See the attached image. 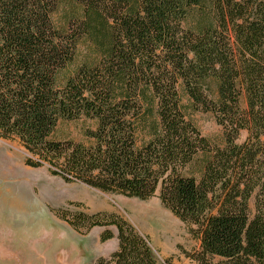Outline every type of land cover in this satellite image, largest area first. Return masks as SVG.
Listing matches in <instances>:
<instances>
[{
    "label": "trees",
    "instance_id": "1",
    "mask_svg": "<svg viewBox=\"0 0 264 264\" xmlns=\"http://www.w3.org/2000/svg\"><path fill=\"white\" fill-rule=\"evenodd\" d=\"M76 1L82 18L61 30L59 0H0V140L66 184L140 202L158 191L199 242L193 264H264V0ZM83 39L97 60L61 78ZM189 112L213 115L222 146ZM80 120L81 142L52 139ZM54 213L81 235L103 228L100 243L115 228L94 264H156L122 218Z\"/></svg>",
    "mask_w": 264,
    "mask_h": 264
},
{
    "label": "rangeland",
    "instance_id": "2",
    "mask_svg": "<svg viewBox=\"0 0 264 264\" xmlns=\"http://www.w3.org/2000/svg\"><path fill=\"white\" fill-rule=\"evenodd\" d=\"M58 4L53 20L59 29L66 30L70 21L82 18V8L76 0H59ZM96 60L97 56L90 44L85 39L81 40L73 62L64 70L61 78L72 74L82 63L92 64ZM241 107L242 109L245 107L243 101ZM189 120L211 145L222 146V131L216 125L212 114L189 112ZM90 127L92 124L83 120L60 122L52 139L81 142L83 130ZM245 138L246 133L241 132L237 143L241 144ZM26 156L27 154L18 143L0 141V207L21 201L27 205L30 212L28 217L31 220L38 221L40 216L48 213L62 224L66 223L60 220L54 211L62 210L70 214L88 215L98 212L112 214L125 220L148 240L156 264H193L190 255L199 251V242L191 235L190 226L181 223L162 207L158 200V191L153 198L140 202L104 194L80 183L66 184L60 178L51 176L45 166L37 169L25 166L23 162ZM249 208L253 211V199L250 200ZM68 227L64 228L60 225L57 226V232H47L51 240L55 238L54 241L60 240L61 243L69 240L71 243L65 248L56 247L58 252L53 254L60 264L69 263L75 259L77 256L75 247L84 253L90 264L91 261L94 264L101 257L109 259L111 253L117 249L116 230L113 227L108 230L113 233L115 239L105 243L99 242V235L104 231L103 228L96 227L81 235ZM11 240L17 243L13 237ZM0 245V264H7V261L2 258L4 256L2 253L7 247L4 246L3 240ZM5 256L10 255L5 254ZM37 256L39 257V252H36ZM13 259L10 257L14 264H21L24 255H16ZM217 261L216 259L213 263Z\"/></svg>",
    "mask_w": 264,
    "mask_h": 264
},
{
    "label": "crops",
    "instance_id": "3",
    "mask_svg": "<svg viewBox=\"0 0 264 264\" xmlns=\"http://www.w3.org/2000/svg\"><path fill=\"white\" fill-rule=\"evenodd\" d=\"M29 213L27 205L21 201H15V203L8 206L0 207V243L3 240L4 246L7 247L5 252L2 253L4 255L2 258L7 261V264H14L13 258L16 255H24L21 264L24 261L25 264L26 262L27 264H60L53 254L58 252L56 247L65 248L71 243L69 240L65 243H61L60 240L54 241L55 238L51 240L47 232L53 231L55 233L57 232V226L61 225L64 228L68 226L60 223L48 213L40 216L38 221H33L28 217ZM63 230L65 231V229ZM12 237L17 240L16 244L11 240ZM76 249L75 247L74 250L77 255L75 259L72 262L62 264H90L84 253L80 249ZM36 252H39V257H36ZM5 254L10 256H5ZM10 257L13 259L12 261Z\"/></svg>",
    "mask_w": 264,
    "mask_h": 264
},
{
    "label": "water",
    "instance_id": "4",
    "mask_svg": "<svg viewBox=\"0 0 264 264\" xmlns=\"http://www.w3.org/2000/svg\"><path fill=\"white\" fill-rule=\"evenodd\" d=\"M1 141V140H0Z\"/></svg>",
    "mask_w": 264,
    "mask_h": 264
}]
</instances>
